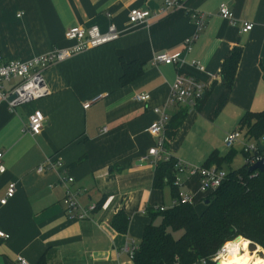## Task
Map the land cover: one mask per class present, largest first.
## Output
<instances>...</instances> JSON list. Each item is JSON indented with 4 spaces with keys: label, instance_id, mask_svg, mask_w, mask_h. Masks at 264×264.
<instances>
[{
    "label": "crops",
    "instance_id": "1",
    "mask_svg": "<svg viewBox=\"0 0 264 264\" xmlns=\"http://www.w3.org/2000/svg\"><path fill=\"white\" fill-rule=\"evenodd\" d=\"M222 4L233 13L235 25L219 16ZM158 9L155 0H0L4 61L71 48L76 43L66 40L65 33L73 27H98L106 33L113 25L120 33L115 42L45 70L47 97L14 109L0 102L5 168L0 173V233L8 236L0 238V264H18V257L27 264H132L122 248L139 245L150 222L147 210L169 209L174 201L169 186L154 189L155 168L140 160L156 144L149 129L159 120L155 110L166 104L177 75L206 87L204 100L188 111L167 148L185 165L203 167L215 151L226 156V138L241 118L264 112V0H189L186 9L148 24L129 23L133 10ZM199 14L206 16L205 25L187 53L184 42L196 34ZM244 22L254 25L252 31L242 32ZM235 49L242 55L228 89L222 65ZM161 53L181 55L185 64L155 66L154 57ZM193 61L204 71L192 67ZM124 62L143 68L125 85ZM139 95L149 100L137 102ZM35 113L44 123L40 134L32 136L26 127ZM237 152L242 154L241 148ZM47 160L52 166L38 173ZM183 176L181 189L196 194L199 178ZM68 177L74 179L69 188L78 205L96 206L87 220L66 216L61 180ZM11 184L14 196L2 205ZM119 213L130 220L125 234L112 226Z\"/></svg>",
    "mask_w": 264,
    "mask_h": 264
},
{
    "label": "built area",
    "instance_id": "2",
    "mask_svg": "<svg viewBox=\"0 0 264 264\" xmlns=\"http://www.w3.org/2000/svg\"><path fill=\"white\" fill-rule=\"evenodd\" d=\"M155 2L159 3V9L157 12L153 13L148 10H133L129 14V23L134 26L148 24L151 19L169 15L178 9H186L189 0H155ZM219 16L232 25L236 24L233 13L225 4H222L219 7ZM195 18L197 32L193 37L184 42L187 53L191 51L192 45L197 40L205 25L206 16L204 14H199ZM253 28L254 25L252 23L244 22L242 23L241 30L243 33H248L252 31ZM65 38L68 41H74L76 45L68 49L53 50L47 54L33 57L27 61H4L0 46V102L5 103L10 109H14L18 106L47 97L50 94V91L43 78V72L45 70L63 63L77 54L115 42L120 39V33L117 32L113 25L110 26L106 33H102L98 27H73L65 33ZM153 64L155 66L166 65L181 68L185 62L181 55L172 56L167 53H161L154 57ZM191 66L200 71H204V67L196 61L191 62ZM205 94L206 87L196 79L184 74L177 75L174 83L170 86L169 97L166 104L162 109L155 110V113L159 116V120L149 129L150 135L156 139V144L149 150L146 156L141 158V162H151L153 167L156 168L160 161H169L171 159V155L166 149V126L169 122L171 112L179 107L187 108L188 111L196 110L204 100ZM12 96L16 97L15 100L9 101ZM99 99L100 98L98 97L91 103H86L84 109H89L91 104ZM135 100L137 102H146L149 100V96L139 95L135 97ZM43 123L44 117L40 113H35L29 119L26 132L32 136L39 135ZM104 130L106 131V129ZM260 142L264 145V137ZM237 145L240 146L241 153L244 157L246 156L245 163H247L249 167H252L264 159V152L260 153L258 142L247 139L240 129H236L228 134L225 141L227 149L232 150ZM2 158L3 154H0V173L5 172V168L1 164ZM51 166L52 161L47 160L42 166L38 167L37 172L44 173ZM176 169L177 177L175 185L180 191L178 198L174 199L172 207L178 205L195 206L198 203L203 202L222 185L228 176V173L225 170L218 169L216 166L210 168H192L180 161H178ZM180 175H187L188 178H199L200 183L196 194L187 193L181 189L183 183H181L179 178ZM61 182L66 185L65 197L63 199L66 216L70 219L79 221L89 219V213L93 212L96 209V206L81 208L76 201L74 193L69 188V185L74 183V179L68 177L62 179ZM14 193L15 185L11 184L7 190L6 197L1 201V204L5 205L9 199L13 198ZM197 195L200 196L199 199L197 198ZM157 210L164 212L167 209L165 207H160ZM0 238H8V236L0 233ZM234 241L226 243L218 253L212 257V262L216 264L217 262H220L224 256L228 255L230 253L229 245ZM138 249L139 245L133 242L131 244H126L122 248V252L129 257L131 262H133ZM17 261L18 264H27V262L21 257H18ZM196 264H206V261L202 260Z\"/></svg>",
    "mask_w": 264,
    "mask_h": 264
},
{
    "label": "trees",
    "instance_id": "3",
    "mask_svg": "<svg viewBox=\"0 0 264 264\" xmlns=\"http://www.w3.org/2000/svg\"><path fill=\"white\" fill-rule=\"evenodd\" d=\"M241 55L242 50L235 49L222 65V81L228 89L234 83ZM123 69L124 85L143 71L138 63L124 62ZM187 114V108L179 107L170 115L166 126V149L181 129ZM238 129L247 139L258 142L260 153L264 152V145L260 142L264 137V112L246 113L239 121ZM236 153L235 149L226 156L212 152L203 167L216 166L224 170V165H230ZM177 163L173 156L169 161H160L153 178L154 189L162 190L169 186L173 199L178 198L180 191L175 185ZM249 168L245 163L237 171L229 170L222 185L203 201H209V204H205L201 212L196 210V205H178L164 212L149 208L150 222L144 229L132 264H196L202 260L206 264H215L212 257L237 237L249 241L251 248L259 246L264 251V171L250 173ZM129 223L124 213H119L112 220L113 228L122 234L127 233ZM178 233L180 235L176 236Z\"/></svg>",
    "mask_w": 264,
    "mask_h": 264
},
{
    "label": "bare ground",
    "instance_id": "4",
    "mask_svg": "<svg viewBox=\"0 0 264 264\" xmlns=\"http://www.w3.org/2000/svg\"><path fill=\"white\" fill-rule=\"evenodd\" d=\"M249 241L237 238L229 245L230 253L224 256L220 264H264V258L258 257L260 248L257 251L249 252Z\"/></svg>",
    "mask_w": 264,
    "mask_h": 264
},
{
    "label": "rangeland",
    "instance_id": "5",
    "mask_svg": "<svg viewBox=\"0 0 264 264\" xmlns=\"http://www.w3.org/2000/svg\"><path fill=\"white\" fill-rule=\"evenodd\" d=\"M239 148H240V146L237 145V151H239ZM228 152H230V150H229ZM244 164H245L244 157L242 156V154H239V153L237 152L236 154H234V156H233V158H232V161H231V164H230V165H224L223 169H224L227 173L229 172V170L237 171V170L241 169V168L244 166ZM190 167H192V168H199V167H195V166H190ZM179 178H180V180H181V183H183V178H184V176H183V175H180ZM204 208H205V203H204V202L199 203V204L196 205V210H197L198 212L203 211ZM156 223H158V221H157ZM179 235H180V234L178 233L176 236H179ZM237 238H238V237H237ZM237 238H236V239H237ZM249 243H250V242H249ZM250 246H251V243H250L249 248H248L250 253H253V252L257 251V249L260 248L261 250H260V252L258 253V257H260V258H264V251H263V249H262L261 247H259V246H255L254 248H251Z\"/></svg>",
    "mask_w": 264,
    "mask_h": 264
},
{
    "label": "water",
    "instance_id": "6",
    "mask_svg": "<svg viewBox=\"0 0 264 264\" xmlns=\"http://www.w3.org/2000/svg\"><path fill=\"white\" fill-rule=\"evenodd\" d=\"M15 98H16L15 96H12V97H10L9 101H13V100H15ZM263 171H264V159L262 161H260L259 163L255 164L249 168L250 173L263 172ZM205 204L208 205L209 201H207ZM238 238H242V237H238ZM216 264H220V263L217 262Z\"/></svg>",
    "mask_w": 264,
    "mask_h": 264
}]
</instances>
